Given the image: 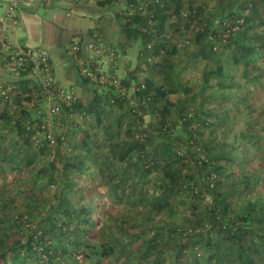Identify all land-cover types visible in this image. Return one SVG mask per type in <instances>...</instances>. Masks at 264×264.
Returning a JSON list of instances; mask_svg holds the SVG:
<instances>
[{
  "label": "trees",
  "instance_id": "obj_1",
  "mask_svg": "<svg viewBox=\"0 0 264 264\" xmlns=\"http://www.w3.org/2000/svg\"><path fill=\"white\" fill-rule=\"evenodd\" d=\"M98 5L136 64L52 147L39 85L0 82V264H264V0Z\"/></svg>",
  "mask_w": 264,
  "mask_h": 264
},
{
  "label": "built area",
  "instance_id": "obj_2",
  "mask_svg": "<svg viewBox=\"0 0 264 264\" xmlns=\"http://www.w3.org/2000/svg\"><path fill=\"white\" fill-rule=\"evenodd\" d=\"M71 1L39 0L38 4L40 7H47ZM20 5L19 0H0V71L5 72L9 78H12V81L28 79L26 76L37 77L45 108L42 125L48 130L46 139L49 140V146L52 147L54 145L52 123L59 116L62 107L68 104L72 98L67 92L62 93L56 89L52 74L49 69L47 70L46 53L37 47L22 44L14 38L21 25ZM66 52L77 68L78 74L88 83L98 87L117 86V72L110 71V63H114L116 66L115 61L118 55L111 46L104 45L97 34L74 36L66 48ZM104 58L107 62L103 66L102 59Z\"/></svg>",
  "mask_w": 264,
  "mask_h": 264
},
{
  "label": "crops",
  "instance_id": "obj_3",
  "mask_svg": "<svg viewBox=\"0 0 264 264\" xmlns=\"http://www.w3.org/2000/svg\"><path fill=\"white\" fill-rule=\"evenodd\" d=\"M19 1L21 25L14 38L29 47L45 48L50 54L57 82L73 91L82 90L84 83L66 55L65 48L76 34H86L96 27L107 32L112 7L98 5L99 0H74L47 7H40L39 0ZM7 80L8 75L0 71V82Z\"/></svg>",
  "mask_w": 264,
  "mask_h": 264
},
{
  "label": "rangeland",
  "instance_id": "obj_4",
  "mask_svg": "<svg viewBox=\"0 0 264 264\" xmlns=\"http://www.w3.org/2000/svg\"><path fill=\"white\" fill-rule=\"evenodd\" d=\"M111 18H112V11L110 12V20H111ZM115 30H116V28L114 27V24H113V22L111 20V24H110V27L108 28L107 32H105V31L103 32L102 31L103 34L98 35L100 37V39L102 40V42L104 43V45L109 46V47L111 46L113 48L112 45H113V42L115 41L114 37L116 36ZM76 35H78V34H76ZM76 35H74V36H76ZM74 36H72L69 39V42H68L66 48L69 46V44H70V42H71V40H72V38ZM100 45L102 46V44H100ZM35 47H37L38 49L43 50L46 53L47 60H48V63H46V65L48 66L47 70L49 69V71L52 74L51 77L53 78L54 85L56 86V89L61 91L62 93L67 92L71 96L72 99L68 102V104H70V102L72 100H74L75 98L84 99V98H89L91 96V92L94 89V87H93V85H90L89 83H87V85H86V83H84V85H83L84 88L82 90H79V91L78 90L77 91H75V90L73 91V89L69 88V86L65 87V86H62L63 83L62 84H61V82L58 83L57 82L56 73H55V69H54V66L52 64L49 52L45 48H43L41 46H35ZM137 47H138L137 45H134L133 48L126 49V51L123 54L120 51L117 50L118 58L115 61L116 62V66H115L114 63H110V71H115V72H117L118 75L123 76L124 73L127 70L133 69V67L136 64V59L135 58H136V54H137ZM66 48H65V53L67 55ZM106 62L107 61H106L105 58L102 59V65L103 66H104V64H106ZM26 77L28 79L29 78L32 79L36 84H38L37 77L36 78L28 77V76H26ZM9 81H12V78H9ZM39 87L41 88L40 85H39ZM257 99H259V98H257ZM68 104H66V105H68ZM57 127H58V122L54 121V123H52V128L54 130H56ZM111 209H113V208H111Z\"/></svg>",
  "mask_w": 264,
  "mask_h": 264
}]
</instances>
